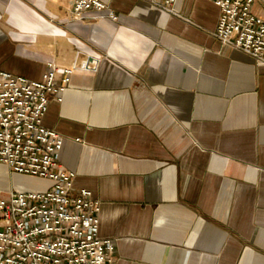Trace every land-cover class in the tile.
<instances>
[{"label":"crops","instance_id":"crops-1","mask_svg":"<svg viewBox=\"0 0 264 264\" xmlns=\"http://www.w3.org/2000/svg\"><path fill=\"white\" fill-rule=\"evenodd\" d=\"M101 1L75 19L71 0H0V70L90 65L43 125L100 202L107 264H264V62L215 36L212 0ZM52 185L0 164V198Z\"/></svg>","mask_w":264,"mask_h":264},{"label":"built area","instance_id":"built-area-1","mask_svg":"<svg viewBox=\"0 0 264 264\" xmlns=\"http://www.w3.org/2000/svg\"><path fill=\"white\" fill-rule=\"evenodd\" d=\"M145 1L176 13L177 0ZM212 1L220 9L215 36L264 62V16L253 11L258 0ZM106 8L101 0H71L75 19ZM48 67L40 80L0 70V164L53 181L45 191L0 198V264L112 263L114 243L99 236L100 202L89 190L74 186L75 173L58 160L63 138L43 125L49 103L62 102L74 71L91 68L75 64L59 78L56 66Z\"/></svg>","mask_w":264,"mask_h":264},{"label":"rangeland","instance_id":"rangeland-1","mask_svg":"<svg viewBox=\"0 0 264 264\" xmlns=\"http://www.w3.org/2000/svg\"><path fill=\"white\" fill-rule=\"evenodd\" d=\"M259 1H261V6L262 8H264V0H259Z\"/></svg>","mask_w":264,"mask_h":264}]
</instances>
